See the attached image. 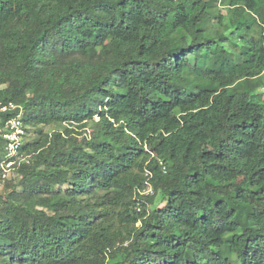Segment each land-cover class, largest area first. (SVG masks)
<instances>
[{"label":"trees","instance_id":"16d2710c","mask_svg":"<svg viewBox=\"0 0 264 264\" xmlns=\"http://www.w3.org/2000/svg\"><path fill=\"white\" fill-rule=\"evenodd\" d=\"M260 95L264 0H0V264H264Z\"/></svg>","mask_w":264,"mask_h":264},{"label":"built area","instance_id":"2783aa9c","mask_svg":"<svg viewBox=\"0 0 264 264\" xmlns=\"http://www.w3.org/2000/svg\"><path fill=\"white\" fill-rule=\"evenodd\" d=\"M25 135L26 130L20 116L12 117L6 121L5 130L2 133V137L6 140L4 160L6 164L12 165L19 160H27V155H18V149L23 145Z\"/></svg>","mask_w":264,"mask_h":264},{"label":"rangeland","instance_id":"374dc122","mask_svg":"<svg viewBox=\"0 0 264 264\" xmlns=\"http://www.w3.org/2000/svg\"><path fill=\"white\" fill-rule=\"evenodd\" d=\"M216 85H211L212 89H215ZM264 99L263 96H259V100ZM47 130L50 129V127H46ZM33 137V129L28 128V131L26 133V136L24 138L23 142H26L27 140H30ZM2 149H0V196H4L7 193L10 192V190L14 187V185L18 181V175H17V166L21 162L20 160L16 163L9 165L4 162V159L2 156ZM163 204H158L157 207H162Z\"/></svg>","mask_w":264,"mask_h":264}]
</instances>
